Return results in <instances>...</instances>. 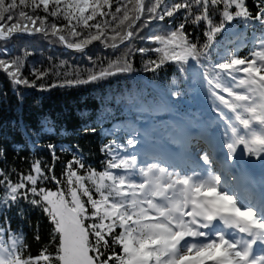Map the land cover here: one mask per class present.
I'll return each instance as SVG.
<instances>
[{
	"label": "snow or ice",
	"instance_id": "1",
	"mask_svg": "<svg viewBox=\"0 0 264 264\" xmlns=\"http://www.w3.org/2000/svg\"><path fill=\"white\" fill-rule=\"evenodd\" d=\"M0 264H264V0H0Z\"/></svg>",
	"mask_w": 264,
	"mask_h": 264
},
{
	"label": "trees",
	"instance_id": "2",
	"mask_svg": "<svg viewBox=\"0 0 264 264\" xmlns=\"http://www.w3.org/2000/svg\"><path fill=\"white\" fill-rule=\"evenodd\" d=\"M39 47H46V42H39ZM50 54L45 51V55ZM39 55V53H37ZM71 56H79L77 53L64 52L62 59H71ZM103 92L97 91H78L72 92L71 94L64 95L58 92H54L46 97L44 100V108L54 115H59L61 118L66 120L69 128L75 127L79 121L77 118L78 110L90 109L93 114H96L97 109H102L103 107ZM25 118L32 122L35 119V112L32 107V102L29 101L24 113ZM9 119H16V114L14 112L10 113ZM95 160V156H93Z\"/></svg>",
	"mask_w": 264,
	"mask_h": 264
}]
</instances>
